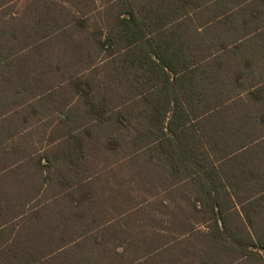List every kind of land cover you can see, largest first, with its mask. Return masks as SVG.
<instances>
[{
  "label": "trees",
  "instance_id": "obj_1",
  "mask_svg": "<svg viewBox=\"0 0 264 264\" xmlns=\"http://www.w3.org/2000/svg\"><path fill=\"white\" fill-rule=\"evenodd\" d=\"M19 1L0 0V90L4 85L26 90L34 109L33 99L49 98L50 91L68 85L84 114H73L64 97L59 108L64 120L84 125L91 145L127 154L111 166L131 172L129 180L122 175L123 182L135 181L149 192L160 188L163 196L152 205L171 216L170 232L198 234L201 219L208 228L202 233L219 239V250L232 252L235 264L264 262V237L251 231L257 207L244 205L264 190V178L248 166L254 151L246 154L264 135L243 127L247 115L231 123L234 99L209 92L211 86H226L203 73L207 57L198 55L194 16L198 2L209 0H91L93 7L86 0H66L76 3L74 10L33 0L24 11L16 9ZM49 74L61 80L50 82ZM17 115L0 113V172L10 169L9 155L18 150L9 148L17 143L18 125L5 124ZM33 116L28 113L26 121ZM71 132L64 139L68 157L41 165L47 170L44 184L57 181L58 192L28 194V203L36 198L42 204L32 211L0 204V220L20 219L0 225V264H180L181 256L172 251L189 243L135 236L136 230L164 233L158 231L164 225L159 217L127 221L143 205L122 212L126 226L119 222L122 213L102 223L109 204L102 201L96 162L77 157L82 146L77 139L70 147ZM32 134L27 133L31 146ZM27 157L42 156L30 151ZM243 188L253 193L241 195Z\"/></svg>",
  "mask_w": 264,
  "mask_h": 264
},
{
  "label": "crops",
  "instance_id": "obj_2",
  "mask_svg": "<svg viewBox=\"0 0 264 264\" xmlns=\"http://www.w3.org/2000/svg\"><path fill=\"white\" fill-rule=\"evenodd\" d=\"M194 19L198 27V55L207 57L203 62V73L208 75L211 81L226 83L224 88L215 89L211 86L210 94L218 93L219 96L232 98L234 100L231 103H234V106L238 105L241 98L259 100L260 107L264 108V0H209L203 5L198 2V11L195 12ZM47 76L50 82L57 83L61 80L56 74ZM7 80L4 81L7 82ZM64 97L67 98L68 103L66 108H70L73 114L78 116L84 114L82 102L68 85L58 86L50 91L49 98L33 99L34 109L28 107L26 90L16 92L13 86H2L0 113L18 114L13 117V121H6L5 124H11L14 127L18 125L16 129L20 130L16 137L17 143L9 145L11 149L12 146L18 149L10 151V169L0 172V195L2 196L0 204L7 203V208L10 206L15 210L32 211L41 208L42 204L36 201V198L28 203V194L35 195L38 190L42 191V195L45 190L49 195H52L53 191L58 192L57 181L54 183L50 180V184H44L43 177L47 176V170L43 169V172L41 165L48 164L49 160L58 161V157L63 155L68 157L69 150L64 149V139L69 136L70 131L73 135L70 147L74 149L77 139L82 146V155L77 157L90 156L91 141L90 136L84 132L85 126L74 120H64L65 116L59 110L62 104L60 101ZM32 112L34 113L33 118L31 117L33 120L26 121V115ZM241 114L249 118L244 122V128L264 130V109L261 112L262 119L259 123L262 125L260 127H247L249 123L255 121L247 113L237 114L236 112L234 116H231L230 122L236 123V117ZM30 131L33 133V138L29 140H32L33 146L29 145L27 140V133ZM30 151L42 157H27ZM16 166L18 167L14 168ZM239 192L244 195L251 190L243 188ZM46 203L53 213L56 205L52 200ZM19 221V218L3 219L0 220V225L10 226ZM243 222L246 224L244 219ZM203 225L206 223L203 222ZM202 231H208V229ZM202 231L198 234L186 235L161 233L147 235L146 239L148 241L190 242V245H178L172 251L173 254L181 256L178 262L180 264H235L233 253L220 251L219 239L214 235L202 233ZM168 255L164 253L162 257ZM242 262L243 264H264L262 261L248 262L246 259Z\"/></svg>",
  "mask_w": 264,
  "mask_h": 264
},
{
  "label": "rangeland",
  "instance_id": "obj_3",
  "mask_svg": "<svg viewBox=\"0 0 264 264\" xmlns=\"http://www.w3.org/2000/svg\"><path fill=\"white\" fill-rule=\"evenodd\" d=\"M32 1L33 0H20L17 3L16 9H19L20 11H24L27 5H29V3ZM53 1L66 5L69 9L73 7L72 9L74 10L76 8V3L74 6V4L67 3L66 0L65 1L64 0H53ZM85 4L90 5V7H93L94 5L91 0H86ZM90 16L92 15L90 14ZM92 17H95V16H92ZM96 23H98V21L95 19L90 22L91 26L93 27H95L94 25ZM263 109L264 108L260 107L259 100L257 101V100H253L250 98H241L239 99L238 105L234 106V103L230 105V107L228 108V114H231V116H234L236 112L237 114L247 113L248 116L253 117L254 118L253 120H255L252 123H249L247 127H254V126L260 127L262 124L259 123V121L260 119H262L261 112H263ZM263 133H264V130L259 131L260 135ZM231 137L233 139L235 138L234 136H231ZM92 144H93L91 145L92 150H91V154L89 157L91 158V160L96 162L95 171H97L99 174L98 178H101L100 181H98V183H100L101 186H103L105 189L106 198L102 197V201L105 202L107 200L106 203L109 204L108 208L105 211V214H104L105 218H104V221H102V223H105L114 217H119L120 216L119 214L126 210H129V213L133 212L134 211L133 209H136L137 207H140L143 205L142 207H144V209L142 210V212H133L134 215L131 216L132 219H130L129 217L127 221L130 220V223L137 224L139 223V221L144 220V223H148V221L152 219L151 217H154V218L159 217L160 222L164 223V225L162 224V226L158 229V231H164L163 234L165 233L179 234L180 233L179 231L170 232L168 228V225L170 224L171 225L170 229L171 230L174 229V225L172 224L173 221L171 222V216L163 215L161 212H159L161 211L159 210L160 209L159 206L158 208H156V206L152 205L153 203L158 202V199L161 196H163L161 193L159 195L157 194L160 188L155 189V191L153 192H149V191L144 190L142 187L135 186V181L130 182V183L123 182L122 175H126L125 179L129 180L132 176L131 172L128 171L127 168L125 167L119 168L118 166H115L111 168V166H113L112 164L115 163L117 160H119L120 157H128L127 154L122 153V152H117L116 150H109L106 147L101 146L100 144H97V145H95L94 143ZM253 146L255 147L251 148L246 153L248 154L254 151L252 153L253 157H251L252 162L249 163L248 166L251 169L256 170L257 173L259 172L262 175V178H264V140H261L259 144L253 142ZM130 157H134V156H130ZM106 158L108 162L105 161ZM252 183L255 185L254 182ZM261 187H262V184H260V186H257L256 189H259ZM48 196H49V193H48ZM252 202H254L257 208L254 214V219L256 223L254 224V228H251V231L256 237L257 236L264 237V190L263 192H260L259 194H257L253 201L247 202V203L245 202L244 205H248ZM179 215H181V211ZM126 216H127L126 214L122 213V215L120 216V219L122 221H119L123 223L125 226H126V223L123 220H125ZM194 223L196 224L197 221L194 220ZM239 224L241 225V223ZM201 229L206 230L208 228H207V225H203V221L201 219H198V233L202 231ZM135 234H136L135 236L138 238H141V239H145V237L147 238L146 234H139L137 230L135 231ZM131 237L132 235L129 236L128 238L131 239ZM261 253H264V252L261 251Z\"/></svg>",
  "mask_w": 264,
  "mask_h": 264
}]
</instances>
